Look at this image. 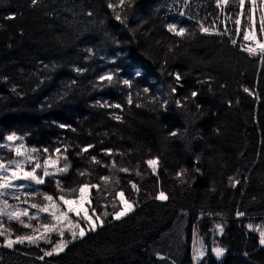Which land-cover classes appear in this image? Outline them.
Masks as SVG:
<instances>
[{
    "label": "trees",
    "instance_id": "trees-1",
    "mask_svg": "<svg viewBox=\"0 0 264 264\" xmlns=\"http://www.w3.org/2000/svg\"><path fill=\"white\" fill-rule=\"evenodd\" d=\"M168 1L132 0L117 9L127 17L121 23L108 7L113 0H40L35 8L30 0H0V141L16 132L30 147L68 144L70 168L56 179L65 188L97 184L89 193L97 214L111 213L113 200L121 207L119 191L135 201L127 216L108 215L103 227L58 255L41 260L48 245L18 244L0 247V264H196L194 228L206 252L199 264H264V246L245 228L264 217V65L195 24L184 26L193 33L185 38L168 32ZM249 7L248 0L243 9L229 0L221 10L216 0H204L201 10L213 19L205 13L201 20L222 29L225 11L243 19ZM259 15L253 14L256 24ZM77 67L86 71L78 74ZM109 71L132 88L99 83ZM107 149L124 154L114 158L129 172L91 163V156L108 163ZM153 158L155 174L146 163ZM105 175L107 184L100 180ZM42 187L58 195L52 178ZM161 191L167 200L154 198ZM216 221L224 225L220 235ZM213 247L225 254L217 259Z\"/></svg>",
    "mask_w": 264,
    "mask_h": 264
},
{
    "label": "snow or ice",
    "instance_id": "snow-or-ice-1",
    "mask_svg": "<svg viewBox=\"0 0 264 264\" xmlns=\"http://www.w3.org/2000/svg\"><path fill=\"white\" fill-rule=\"evenodd\" d=\"M40 0H30V7L35 8ZM229 3V0H216V6L223 10L224 6ZM250 7L243 12V15L247 16L248 20V30L244 32L243 39L245 41H251L250 46H242L243 51H246L249 56H258L259 62L264 65V41L256 39L255 35V21L253 19V14L259 10V31L264 33V0H248ZM132 0H113L108 4V7L113 9L115 18L121 23H126V15H122L121 11L117 9L124 10L131 7ZM237 4L243 9L245 5V0H237ZM88 15H92L91 12ZM181 16L184 15L183 12L180 13ZM15 15H8L5 19H15ZM234 23L237 25L236 31H240V19H236ZM168 32L173 33L175 36L180 38H185L186 36H191L193 33L189 31L187 27L178 26L176 23H169L166 25ZM200 31L205 34H213L208 27L204 24H200ZM215 34L223 35V33L216 32ZM235 45L236 40H232ZM89 56L91 57L94 53L91 48L86 49ZM47 67V66H46ZM74 71L78 74H82L86 69L74 68ZM176 79L179 80L180 76L177 75ZM107 82L108 86L115 84H123L127 88H132V81L128 79L120 80L115 72L109 71L101 75L98 78L99 83ZM73 84L76 81H72ZM15 91V89H13ZM145 93L149 90L147 88L143 89ZM171 91L174 93L175 88ZM249 95L252 93L248 88L244 89ZM192 97H195L197 93L193 91L191 93ZM139 96V93H137ZM100 107H110L122 110L120 104H108L97 102ZM127 103L131 105L133 103V97L131 92L127 95ZM178 107H183L179 100L176 101ZM136 107H141L139 103ZM199 107V105H198ZM113 118L117 121H122V117L119 115H113ZM59 127L65 128L70 127L64 124H60ZM76 131V129H71ZM172 136L177 135L176 132L171 133ZM25 137L17 134L16 132H11L3 138V142H0V149H7V151L14 153L12 157L5 158L0 155V237L3 238V243L0 247H6L13 249L15 245H23L25 242L29 246L39 247L40 241L46 244L52 245L48 250L41 248L43 256L39 259L43 260L44 257H51L54 254L62 253L68 246V244L74 242L75 240L83 239L88 232H95L97 226L103 227L105 219L108 215L112 216L113 220L119 221L123 217L127 216L131 211H134L133 205L135 201H129L125 199L124 192L119 191L116 195L120 198V204L122 207L117 208L115 200L112 202L113 211L108 213L105 211L102 214H97L95 208H91V196L90 189L96 188L99 190L97 184L91 181H85L80 183L77 187L65 188L59 179H56L57 174H66L70 168V162L68 159V149L69 145H63L61 147H56L50 149L48 147L38 148L27 146L24 142ZM94 147L89 144L82 147L77 155H82L88 152L90 148ZM106 155L113 157L108 163H104L98 160L95 156H91V163L104 166L106 168L115 169L117 172H129V169L122 165L121 162L115 160L114 156L119 155L124 156L123 153H113L111 149H107ZM63 161V162H62ZM149 167L155 172V165L158 163V159L153 158L146 161ZM184 170L182 169L181 172ZM77 175L86 176L91 175L90 172L78 171ZM137 175H140L137 172ZM46 178H52L55 180L56 187L58 189V195L49 194L46 191H41V185L45 184ZM111 177L105 175L100 177V180L107 184ZM230 182L233 178H229ZM118 183V181H117ZM239 183V181H235ZM132 188L138 193L140 189L136 184H132ZM42 197V202L38 201L36 198ZM156 200H167V196L163 191L159 192L158 195L154 197ZM17 201L18 203L11 204L9 200ZM89 204V207H84L85 204ZM26 205V206H22ZM76 205L77 207H74ZM106 207V206H105ZM89 208H91V214H89ZM32 209L36 211L31 212ZM41 214H46L42 217ZM243 213L237 212V216H241ZM103 217V218H102ZM5 218L8 225H5ZM26 218V219H25ZM15 221L19 223L24 229H29L30 231L24 234H17L13 239L14 230L11 228V223ZM32 221H36L33 224ZM83 223V226H82ZM216 228L223 232L222 227L217 224ZM248 228L253 231L259 232V243L264 246V227L253 228L252 224L248 225ZM66 234L68 237L66 239ZM55 235L58 239L53 240L52 236ZM211 251L216 255L217 259L221 258L226 249L220 247H213ZM206 254L204 241L200 238L197 230H193V261L199 264V261ZM247 255V253H245Z\"/></svg>",
    "mask_w": 264,
    "mask_h": 264
},
{
    "label": "built area",
    "instance_id": "built-area-1",
    "mask_svg": "<svg viewBox=\"0 0 264 264\" xmlns=\"http://www.w3.org/2000/svg\"><path fill=\"white\" fill-rule=\"evenodd\" d=\"M203 4L204 0H169L165 6V15L168 23H176L178 26H184L185 23L188 22L197 25V27L200 29V24H204L201 18L205 17V13L210 19H213L209 12L201 10ZM181 12L184 13L183 16L180 15ZM236 19H240L241 21L239 32L236 31L237 25L234 23ZM222 23L224 25L222 29H214L207 24H204V26L208 27L210 31L213 32L211 35L226 37L232 46L237 47L241 52L248 54L246 51L241 50L242 46L251 45V41H245L243 39L244 32L248 30L247 16L242 19L235 13L227 12L226 18L223 19ZM217 31L223 33V35L215 34ZM201 33L204 35H209L203 32ZM255 35L257 40L264 41V37L260 38L256 29ZM233 39L236 40L235 45L232 43Z\"/></svg>",
    "mask_w": 264,
    "mask_h": 264
},
{
    "label": "rangeland",
    "instance_id": "rangeland-1",
    "mask_svg": "<svg viewBox=\"0 0 264 264\" xmlns=\"http://www.w3.org/2000/svg\"><path fill=\"white\" fill-rule=\"evenodd\" d=\"M22 136V135H21ZM0 142H3V140L2 141H0ZM24 142H25V144L27 145V143H26V139L24 140ZM28 146V145H27ZM5 152H8V153H11V152H9V151H7V149H0V155H2V156H4L5 158H8V157H6L5 155L6 154H4ZM14 155V153H12V156ZM150 169L152 170V172H153V169L150 167ZM155 169L157 170V164L155 165ZM156 170H155V172H153L154 174L156 173ZM57 175H59V174H57ZM43 185H45V184H43ZM43 185H41V186H39L40 187V190L41 191H46L47 192V190H45L42 186ZM38 201H40V202H42V197H37L36 198ZM117 200H118V202L120 203V198H119V196L117 195ZM9 203H11V204H15V203H18L17 201H14V200H9ZM22 206H26V205H22ZM120 206L122 207V205L120 204ZM74 207H77L76 205H74ZM84 207H89V204H85L84 205ZM36 210L35 209H32L31 210V212H35ZM89 214H91V209L89 208ZM42 215V217L43 216H45L46 214H41ZM26 219V218H25ZM32 223L33 224H36L37 222L36 221H32ZM217 224H219L221 227H222V229H223V226L224 225H222L220 222H217L216 221V223H215V226L217 225ZM249 224H252L253 225V228H259V227H264V217H262V218H260V219H256L254 222H250V221H247V222H245V228L248 230V231H253V230H250L249 228H248V225ZM5 225L7 226L8 225V222H7V220H6V218H5ZM82 226H83V223H82ZM99 226H97V228H98ZM11 228L14 230V234H13V236H12V238L14 239L15 238V235H17V234H24L25 232H28V231H30L29 229H24L19 223H17V222H15V221H13L12 223H11ZM196 230H197V228H195ZM216 230H217V234H221V232H220V230L219 229H217L216 228ZM257 235H258V237H259V232L258 231H254ZM89 233V232H88ZM192 235H193V232H192ZM67 238H70V237H68L67 236V234H66V239ZM52 239L53 240H56V239H58V237L57 236H55V235H53L52 236ZM258 240H259V238H258ZM3 243V238L2 237H0V244H2ZM25 243H27V242H25ZM40 244H44V245H48L49 246V248H51L52 247V245H50V244H46V243H44L43 241H40ZM260 244V243H259ZM261 245V244H260ZM43 249H45L44 247H43ZM192 253H193V241H192Z\"/></svg>",
    "mask_w": 264,
    "mask_h": 264
}]
</instances>
